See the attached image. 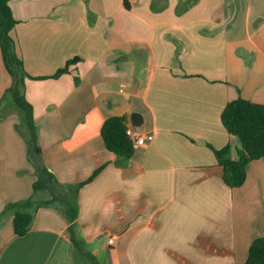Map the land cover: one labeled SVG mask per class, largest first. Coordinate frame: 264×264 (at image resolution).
I'll return each instance as SVG.
<instances>
[{
    "label": "crops",
    "instance_id": "obj_1",
    "mask_svg": "<svg viewBox=\"0 0 264 264\" xmlns=\"http://www.w3.org/2000/svg\"><path fill=\"white\" fill-rule=\"evenodd\" d=\"M10 6L29 75L49 77L79 59L57 78H26L24 94L46 167L63 189L81 185L77 220L87 248L103 264H244L264 234V158L231 188L214 149L229 144L238 159L240 139L221 121L230 101L264 104V0ZM12 83L0 48V214L32 196L42 206L23 236L11 215L0 218V264H77L63 205H43L50 193H33ZM121 110L145 135L128 159L109 151L101 134Z\"/></svg>",
    "mask_w": 264,
    "mask_h": 264
},
{
    "label": "trees",
    "instance_id": "obj_2",
    "mask_svg": "<svg viewBox=\"0 0 264 264\" xmlns=\"http://www.w3.org/2000/svg\"><path fill=\"white\" fill-rule=\"evenodd\" d=\"M11 1L0 0V48L4 65L13 79L8 94L20 114L22 126L26 131L24 136L28 144L29 158L35 167L36 180L33 183V193L48 191L51 197L43 205L54 202H60L63 205L70 223L69 232L76 260H83L87 264H103L87 248L77 220V194L81 185L63 189L55 175L46 167L42 150L38 144L33 106L24 94L26 78H57L61 74L68 73L70 66L77 63L79 59L76 57L67 61L64 67L49 77L29 75L23 67L22 59L16 52L15 39L11 35L17 23L12 14ZM187 2L193 3L195 0H187ZM126 4H128L127 1ZM76 82H78L77 78ZM221 121L229 134L236 135L240 139L238 159L234 160L229 157V144L221 150L214 149V151L219 164L223 167L225 184L231 188L240 187L246 180L248 164L253 160L264 158V104L254 103L243 98L234 99L223 110ZM127 123L126 115H113L105 120L101 129L106 148L123 159L130 158L134 152V145L127 132ZM98 172L99 170L95 174ZM40 206L42 204H35L32 196L24 201L7 204L0 214V218L11 215L15 234L23 236L29 231L35 212ZM244 264H264V234L251 244Z\"/></svg>",
    "mask_w": 264,
    "mask_h": 264
},
{
    "label": "built area",
    "instance_id": "obj_3",
    "mask_svg": "<svg viewBox=\"0 0 264 264\" xmlns=\"http://www.w3.org/2000/svg\"><path fill=\"white\" fill-rule=\"evenodd\" d=\"M127 132L134 146L142 145L144 143L145 135L140 134L132 127H128ZM113 242H114V237H111L109 239V243L112 244Z\"/></svg>",
    "mask_w": 264,
    "mask_h": 264
},
{
    "label": "water",
    "instance_id": "obj_4",
    "mask_svg": "<svg viewBox=\"0 0 264 264\" xmlns=\"http://www.w3.org/2000/svg\"><path fill=\"white\" fill-rule=\"evenodd\" d=\"M123 110L116 111L117 115H121ZM131 120L134 126L140 127L143 124V117L140 113H137V112L132 113Z\"/></svg>",
    "mask_w": 264,
    "mask_h": 264
},
{
    "label": "rangeland",
    "instance_id": "obj_5",
    "mask_svg": "<svg viewBox=\"0 0 264 264\" xmlns=\"http://www.w3.org/2000/svg\"><path fill=\"white\" fill-rule=\"evenodd\" d=\"M11 102H12V100H11ZM77 264H87V263L85 261H83V260H78V263Z\"/></svg>",
    "mask_w": 264,
    "mask_h": 264
}]
</instances>
